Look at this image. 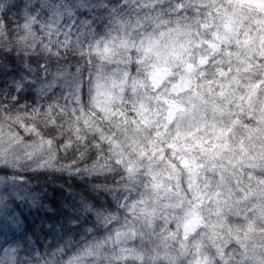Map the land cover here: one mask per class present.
I'll return each instance as SVG.
<instances>
[{
    "label": "snow or ice",
    "instance_id": "snow-or-ice-1",
    "mask_svg": "<svg viewBox=\"0 0 264 264\" xmlns=\"http://www.w3.org/2000/svg\"><path fill=\"white\" fill-rule=\"evenodd\" d=\"M40 8L43 19L27 0L12 45L22 60L40 56L13 90L30 86L36 100L29 112L21 95L0 88V101L24 109L15 120L36 138L32 151H43L54 141L41 123L55 130L71 96L72 130L95 133L126 174L108 189L111 202L81 201L91 224L68 264H264V0H41ZM62 50L79 53L87 80L79 68L67 78ZM58 82L66 95L56 96ZM79 219L67 218L69 232Z\"/></svg>",
    "mask_w": 264,
    "mask_h": 264
},
{
    "label": "clouds",
    "instance_id": "clouds-1",
    "mask_svg": "<svg viewBox=\"0 0 264 264\" xmlns=\"http://www.w3.org/2000/svg\"><path fill=\"white\" fill-rule=\"evenodd\" d=\"M26 3L27 0H0V88L12 97L21 95V104L28 105L30 112L36 100L35 89L29 86L22 93L13 91L14 81L25 75L27 66L30 64L35 71L40 61L39 54L22 60L12 51V45L22 35ZM111 3L117 4L118 0H111ZM31 4L34 14L43 19L41 0H31ZM61 55V67L69 80L78 68L87 80L85 69L88 66L79 53L62 50ZM51 70L55 72L54 65ZM53 91L59 97L61 93L66 95L69 88L58 82ZM47 102L46 98L39 101L41 104ZM58 102L65 104L63 99ZM73 106L78 107L69 96L55 130L41 123L43 131L54 141L52 148L32 151L30 146L36 138L15 120L17 112L26 119L24 109L19 105L13 107L11 100L0 101V264H6L9 258L10 264H46L49 260L54 264H68L78 247L83 246V229L91 224V219L79 211L81 201L109 202L116 193L108 189L119 190L126 179V174L111 160L107 145L93 138L95 133L82 129L78 136L72 130ZM10 132L18 135L21 142L14 141ZM95 162L108 163L111 167L108 171L93 173L90 170ZM77 215L80 219L75 223L82 227L69 232L67 218ZM69 239L72 244L66 245Z\"/></svg>",
    "mask_w": 264,
    "mask_h": 264
},
{
    "label": "trees",
    "instance_id": "trees-1",
    "mask_svg": "<svg viewBox=\"0 0 264 264\" xmlns=\"http://www.w3.org/2000/svg\"><path fill=\"white\" fill-rule=\"evenodd\" d=\"M85 15H86V13H85ZM109 202H111V201H109Z\"/></svg>",
    "mask_w": 264,
    "mask_h": 264
}]
</instances>
